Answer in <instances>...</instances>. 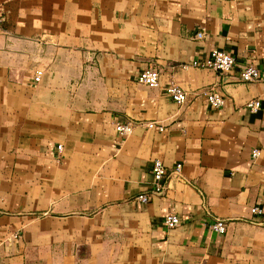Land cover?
<instances>
[{"label":"crops","instance_id":"0c3cea01","mask_svg":"<svg viewBox=\"0 0 264 264\" xmlns=\"http://www.w3.org/2000/svg\"><path fill=\"white\" fill-rule=\"evenodd\" d=\"M0 11V264H264V0H0ZM213 47L237 57L231 72L180 66ZM248 61L262 79L239 78ZM149 66L160 86L138 80ZM171 80L187 102L167 96ZM155 158L183 162L189 181L143 202Z\"/></svg>","mask_w":264,"mask_h":264},{"label":"built area","instance_id":"2783aa9c","mask_svg":"<svg viewBox=\"0 0 264 264\" xmlns=\"http://www.w3.org/2000/svg\"><path fill=\"white\" fill-rule=\"evenodd\" d=\"M3 15L0 11V19ZM198 37L204 36V31H198ZM237 65V57L228 52L227 50L219 47H213L209 53L203 57H197L187 62L180 63L181 67L188 66H202L211 67L219 71L220 73L231 72ZM43 75V69L37 68L34 71V82H39ZM239 78L243 81H254L263 78V73L256 63L253 61H248L243 63L240 67ZM138 80L149 86H160L161 83V71L158 67H146L142 69L138 74ZM165 92L168 97L183 104L187 102L190 98V93L187 89L171 80L165 85ZM203 94L207 102L212 107H221L226 100L224 93L217 87H210L204 89ZM261 105L260 99H251L247 102V106L251 110H257ZM136 121L132 118H127L125 120H117L115 122V127L118 135L125 139L129 134L132 133L135 127ZM145 125L148 128H154L159 131L165 129V125L158 120L150 119L145 121ZM63 148L62 144L57 145V150L61 151ZM252 156L257 157L261 150L259 148H253ZM153 179L150 183L149 190L138 193L137 199L148 202L153 193H165L167 191L169 181L171 178L175 177L179 180L189 181V179L183 173V162H177L173 167H168L166 163L161 158H155L152 166ZM252 213H262L263 208L260 205H254L251 207ZM182 219L180 215L174 211L167 212L164 215V222L168 227H174L181 223ZM212 229L219 231L221 233L227 230V222L225 219L220 217H215L210 223Z\"/></svg>","mask_w":264,"mask_h":264}]
</instances>
